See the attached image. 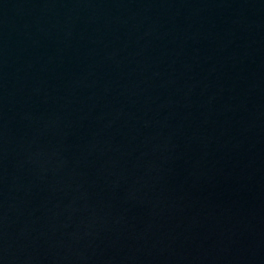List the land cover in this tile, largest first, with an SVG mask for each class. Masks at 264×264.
I'll return each instance as SVG.
<instances>
[{
	"label": "water",
	"instance_id": "1",
	"mask_svg": "<svg viewBox=\"0 0 264 264\" xmlns=\"http://www.w3.org/2000/svg\"><path fill=\"white\" fill-rule=\"evenodd\" d=\"M0 264H264V0H0Z\"/></svg>",
	"mask_w": 264,
	"mask_h": 264
}]
</instances>
